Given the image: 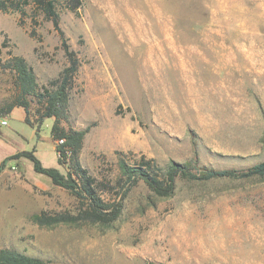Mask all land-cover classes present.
<instances>
[{"label": "rangeland", "instance_id": "374dc122", "mask_svg": "<svg viewBox=\"0 0 264 264\" xmlns=\"http://www.w3.org/2000/svg\"><path fill=\"white\" fill-rule=\"evenodd\" d=\"M60 26L81 67L66 129L88 130L80 161L114 200L119 160L247 171L264 162V0H83ZM0 11V109L17 90L5 65L22 57L41 88L69 62L52 23L38 29ZM15 108L0 117V249L48 264H264V177H179L172 196L144 182L111 224L41 226L35 216L78 214L81 201L35 172L30 156L67 179L52 136ZM8 122L3 126L1 122ZM120 184V185H119Z\"/></svg>", "mask_w": 264, "mask_h": 264}, {"label": "trees", "instance_id": "16d2710c", "mask_svg": "<svg viewBox=\"0 0 264 264\" xmlns=\"http://www.w3.org/2000/svg\"><path fill=\"white\" fill-rule=\"evenodd\" d=\"M84 5L83 0H0V11L3 14H17L18 24L21 27H30V35L35 39H41L38 29L46 22L52 23L57 32L61 46L68 59V66L60 73L59 77L49 82L48 86L41 88L33 68L24 58L15 56L5 65L15 76L14 84L17 94L11 103L0 109V117L8 115L15 108H24L26 122L32 124L30 118L31 99H36L41 108L36 111L38 123L45 119L54 118L52 127L53 139L63 141L58 146L59 162L64 160L70 168L69 177L66 179L55 168L43 167L41 161L31 155L35 172L51 178L56 186L69 190L81 201L78 214L70 212L48 216L46 213L35 216V221L41 226L59 224H76L88 222L97 224H111L117 221L124 208V201L128 193L139 182H144L158 197L172 196L176 189V180L179 177L198 181H209L217 178L241 179L249 177H264V162L259 163L247 171L236 170H208L195 169L173 163L166 173H162L153 161H143L135 166L127 164L124 159L119 160L121 171L120 187L114 200L105 199L101 195L102 187L108 188L89 175L83 168L80 155L84 147V140L88 130L77 131L66 129L62 123L70 120V93L74 89L81 62L78 54L68 44V39L60 26L61 16L66 12L77 13ZM0 264H48L47 262L25 255L12 249H0ZM155 264V263H149Z\"/></svg>", "mask_w": 264, "mask_h": 264}, {"label": "built area", "instance_id": "2783aa9c", "mask_svg": "<svg viewBox=\"0 0 264 264\" xmlns=\"http://www.w3.org/2000/svg\"><path fill=\"white\" fill-rule=\"evenodd\" d=\"M1 124H2L3 126H7V125H8V122L5 121V120H3V121L1 122ZM60 142H61V144L63 143V141H60Z\"/></svg>", "mask_w": 264, "mask_h": 264}]
</instances>
